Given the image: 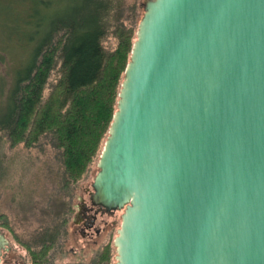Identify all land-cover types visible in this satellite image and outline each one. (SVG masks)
I'll return each mask as SVG.
<instances>
[{"label":"water","instance_id":"water-1","mask_svg":"<svg viewBox=\"0 0 264 264\" xmlns=\"http://www.w3.org/2000/svg\"><path fill=\"white\" fill-rule=\"evenodd\" d=\"M91 202L116 264H264V0H145Z\"/></svg>","mask_w":264,"mask_h":264},{"label":"trees","instance_id":"trees-1","mask_svg":"<svg viewBox=\"0 0 264 264\" xmlns=\"http://www.w3.org/2000/svg\"><path fill=\"white\" fill-rule=\"evenodd\" d=\"M134 10L126 0H0V50L28 52L11 90L0 91L7 100L0 134L11 147L27 148L51 137L64 188L88 172L109 136L137 38ZM110 34L117 41L113 51L103 45ZM59 65L58 81L51 84ZM67 208L66 202L53 199L27 242L15 236L32 264H50V253L66 234ZM112 257L107 243L90 264H111Z\"/></svg>","mask_w":264,"mask_h":264},{"label":"rangeland","instance_id":"rangeland-1","mask_svg":"<svg viewBox=\"0 0 264 264\" xmlns=\"http://www.w3.org/2000/svg\"><path fill=\"white\" fill-rule=\"evenodd\" d=\"M144 1L126 0V4L136 10L132 19L136 31L144 15ZM133 14L134 12H131L132 16ZM126 17L128 18L129 14H126ZM135 36L137 37V32ZM103 45L106 50L113 51L117 47V41L110 34ZM7 50H0V56H3L0 58V91H4V94L11 90L16 74L22 68L21 59L28 55V52L24 53L19 48L10 52ZM59 76L60 65L51 76L50 83L56 84ZM50 92L51 89L46 90V97ZM6 102L5 97L0 98V115ZM0 154L3 158L0 165V235H5L8 244L6 248L10 247L13 258L29 264L27 250L15 236L27 242L43 223L40 219L43 210L55 199L68 204V223L65 227L66 234L50 253V264H90L107 243L113 248L111 264H116L115 238L122 223L123 211L105 217L106 224L100 221L101 236L91 240L82 237L74 223L80 200L88 201V191L93 190L92 184L99 171L100 153L88 172L78 182L66 188L58 157L59 151L54 147L51 137H44L35 148H27L24 144L11 147L0 134Z\"/></svg>","mask_w":264,"mask_h":264},{"label":"flooded vegetation","instance_id":"flooded-vegetation-1","mask_svg":"<svg viewBox=\"0 0 264 264\" xmlns=\"http://www.w3.org/2000/svg\"><path fill=\"white\" fill-rule=\"evenodd\" d=\"M93 190L88 191V201L81 199L80 204L75 212L74 223L78 227L82 237L95 238L96 236H101L100 221H104L107 216H112L113 214L108 213L106 209L100 206H95L91 202V194ZM95 235V236H94ZM7 240L4 234L0 235V264H24L23 261L17 260L11 255L10 247L6 248ZM29 264L31 260L29 258Z\"/></svg>","mask_w":264,"mask_h":264},{"label":"bare ground","instance_id":"bare-ground-1","mask_svg":"<svg viewBox=\"0 0 264 264\" xmlns=\"http://www.w3.org/2000/svg\"><path fill=\"white\" fill-rule=\"evenodd\" d=\"M17 62V61H16Z\"/></svg>","mask_w":264,"mask_h":264}]
</instances>
